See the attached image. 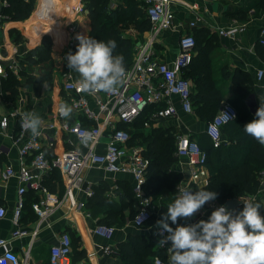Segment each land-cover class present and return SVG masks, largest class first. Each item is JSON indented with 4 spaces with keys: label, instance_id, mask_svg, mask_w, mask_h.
<instances>
[{
    "label": "crops",
    "instance_id": "0c3cea01",
    "mask_svg": "<svg viewBox=\"0 0 264 264\" xmlns=\"http://www.w3.org/2000/svg\"><path fill=\"white\" fill-rule=\"evenodd\" d=\"M42 1H35L34 8L27 18L3 21L0 29V49L5 56L4 63L7 66V72H11L15 79L13 92L0 88V118L8 113H15L9 115L6 132H0V173L8 165L15 170L13 176L0 179V204L6 210L5 215L0 218V238L8 240L9 247L18 257L20 264H49L50 247L58 242L63 233L78 238L79 246L70 254L72 264H121L124 255L122 247L135 251V256L131 257L134 260L132 264H153L146 260L155 255L169 262L168 246L170 244L164 247L157 245L160 236L156 234L158 229L155 225L162 213L167 212V205L179 196V189L189 181V166L185 159L177 157L176 154L177 161L172 169L179 174L177 192L171 194L163 186L162 189L151 194L146 186V191L152 199V213L142 227H135L132 224L133 214L139 207L138 199L134 197L133 192V176L130 173H110L96 167L82 170L75 184L74 200L76 204L82 203V206H73L64 197L65 186L60 172V181L51 179L47 186L44 181L50 179L53 170L42 173L41 182L47 192L26 191L19 224L16 226L13 223L12 213L17 202V188L20 184L16 172L19 167L18 147L31 136L30 131L26 130L21 140L15 141L22 114L35 111L41 117L40 132L47 133L52 138L51 144L46 147L48 158L69 148L82 149L74 137L58 128L50 130L46 123L54 117L56 103L63 96L61 88L63 74H70L74 79H79L78 74L67 67L66 54L69 52L70 43L75 53L74 46L78 44L75 39L77 34L89 35L91 19L87 11L83 9L82 0H54V11L50 16H44L37 11ZM107 1L108 8L123 10L127 14L134 8L137 12H145L144 0L128 2L117 0L115 3ZM170 8L174 13L173 26L162 30L155 38L152 55L160 61L172 64L178 53L180 35L196 33L200 41L191 51L193 61L181 69L182 75L187 76L186 79L191 85L192 112H182L178 107L177 96H173L172 101L178 107L177 115L172 119L150 121L147 126L142 127V130L147 132L160 125L167 127L174 136V145H176V136L179 134H187L196 140L201 139L206 125L203 118L211 115L212 112L195 94L198 67L200 71L208 67L211 80L215 85H221L224 99L220 101L216 110L223 103L231 105L234 103L242 107L245 105L243 113L246 111L247 116L255 118L260 104L258 97L264 96V48L259 43V38L264 31V12L256 13L254 8L242 11L239 0H171ZM98 19L99 23H102L109 17L99 14ZM115 22H117L116 15ZM191 22H194L192 27ZM228 28H237V30L229 35L219 32ZM11 31L21 40L15 42L10 36ZM121 34L131 39L133 53L135 48L149 37L150 22L149 28L144 31L140 32L133 25H129L122 30ZM44 36L50 38V49L60 56L57 63L53 61L50 80L33 70L34 65L31 64L32 61L28 63L27 56L32 48L41 43ZM201 66H203L202 69H200ZM259 71H263L261 77L257 76ZM244 84L248 85V93L241 95L239 90ZM106 137L107 134L101 138L97 145L98 151L103 150ZM138 140L135 139L136 142ZM226 140L227 134L221 129V142L224 144ZM132 145L140 146L145 156V145L137 143ZM204 185L192 184L191 187ZM87 186L90 194L85 192ZM258 191L261 192V202L264 204V186ZM128 195L132 196V199L127 200L130 203L125 210L116 215L122 223L111 224L114 229L112 236L104 238L95 234L94 227L100 224L102 217L111 212L110 204L125 206L127 203L123 197ZM236 198L245 200L251 198V195ZM43 199L47 201L50 209L46 217L40 220L32 204ZM221 205L224 203L208 202L192 218L179 219L178 224L189 225L202 219L207 220L211 212ZM262 209L264 210V206ZM238 211L239 207L236 212ZM168 223L172 228L177 226L169 221ZM17 227L26 233L13 237L12 232ZM106 246L109 248L108 251L104 249Z\"/></svg>",
    "mask_w": 264,
    "mask_h": 264
},
{
    "label": "built area",
    "instance_id": "2783aa9c",
    "mask_svg": "<svg viewBox=\"0 0 264 264\" xmlns=\"http://www.w3.org/2000/svg\"><path fill=\"white\" fill-rule=\"evenodd\" d=\"M110 1L115 3L117 0ZM170 3L171 0H144L145 12L150 22V34L146 41L133 51L132 62L126 69L124 83L115 93H83L78 90V79H74L70 74H63L61 85L63 96L56 103L54 117L46 123V126L50 130L58 128L74 137L82 149L69 148L48 158L46 147L51 144L52 138L47 133L42 132L35 138L30 136L22 142L18 147L19 167L16 171L20 184L12 213V220L16 226L19 224L23 209L24 194L28 190L47 192L41 182L42 173L54 168L61 174L65 186L64 197L73 206H82V203H75L73 191L85 168L96 167L110 173H130L134 179V196L139 202V207L132 217V224L135 227H142L150 219L152 199L146 191L149 160L144 156L140 146L130 144L129 132L117 126L132 123L143 112H146L147 116L143 126H147L150 121L174 118L178 113V107L184 113L192 112L191 85L181 73V69L191 61V51L195 45L192 33L180 35L178 53L172 64L160 61L152 55L155 38L162 30L173 26L174 13ZM54 4V0H43L37 11L44 16H50L54 11ZM193 25L194 22H191L190 26ZM236 30L237 28H228L219 32L229 35ZM259 43L264 48V31ZM69 46V52L74 53L71 43ZM4 62L5 56L0 49V81L7 74V66ZM262 74L263 71L257 72L258 77ZM173 96L178 98V107L172 101ZM62 103H67L73 109L70 119L66 120L60 116L59 108ZM225 113L233 119L237 116L233 105L223 103L205 125L204 132L214 147L221 143V127L233 120ZM14 114L11 112L0 118L1 133L6 132L9 115ZM21 119L15 141L21 140L26 131L22 127ZM105 134L107 137L103 150L98 151L97 145ZM175 154L185 159L189 166V181L181 188L192 191V184L197 186L207 184V154L195 139L187 134L177 135ZM14 174L15 170L8 165L0 173V179H7ZM85 192L91 193L88 186ZM32 208L40 220L46 217L50 209L44 199L33 202ZM5 213V208L0 204V218ZM113 231L112 226L105 224H97L93 229L95 234L104 238H110ZM25 233L17 227L12 232V236H21ZM0 249V264H20L18 257L11 251L7 239L0 238ZM104 249L109 250L107 246ZM70 254V236L63 233L58 242L50 247L49 264H72ZM153 264H169V262L155 257Z\"/></svg>",
    "mask_w": 264,
    "mask_h": 264
},
{
    "label": "trees",
    "instance_id": "16d2710c",
    "mask_svg": "<svg viewBox=\"0 0 264 264\" xmlns=\"http://www.w3.org/2000/svg\"><path fill=\"white\" fill-rule=\"evenodd\" d=\"M35 1L36 0H6L1 11L3 21H16L27 18L34 8ZM82 3L83 9L87 11L91 19V31L88 36L105 42L109 39L115 40L117 49L114 54L124 56L125 68L128 69L132 62L131 39L122 35L121 32L123 29L128 28L129 25H133L140 32L149 28V20L146 13H142L141 11L137 12L135 8L128 14L123 10L118 11L117 9H110L107 6V0H82ZM249 8H254L256 13L264 12V0H244V5L241 8L242 11ZM118 13L121 14V17H124L122 21H119L120 18H117V22H120L118 27H113L107 20L99 23V14L109 17V20L115 23V15ZM136 16L139 18L136 19ZM192 35L195 42L194 48H196L200 40H198L196 33L193 32ZM11 37L15 42L21 40L17 35H12ZM49 51L50 38L44 36L41 43L32 48L27 56L29 59L36 60L38 57H41V59L44 60L46 57L48 58ZM192 61L193 57H191L189 63ZM202 67L203 66H201L200 69H202ZM197 70L195 94L205 102L208 110L212 112L211 115L203 118L205 123H207L216 113V108L220 101L224 99V95L221 93V85H215L211 80V73L208 67L203 68L202 71H200L198 67ZM183 77L186 78L187 76L183 75ZM14 84L15 79L11 72L8 71L7 76L2 78L0 88L13 92L15 89ZM239 93L241 95H246L248 93V85L244 84L243 87L240 88ZM190 100L192 105V92L190 94ZM233 106L237 111L236 118L221 127L223 132L227 134V140L224 144L221 142L219 146L214 147L206 133H203L201 139L196 140L200 148L207 154L206 167L209 169V174L208 182L204 186H206V190L215 191L218 194L215 200L217 203L223 204L229 198H236L242 195H251V197L254 195L253 197H255L256 202H260L261 192L258 190H261L262 186H264V174H262V172L264 173V146H261L243 130L244 125L254 119V117L247 116L246 113H243V107L246 106L244 105L242 107V105L238 106L234 103ZM146 119V112H143L132 123L118 124L117 127L123 128L129 132L131 144H143L146 147L144 153L149 159L147 171V177L149 178V180H147L149 193L153 194L162 189L163 186H165L171 194L176 193L179 174L175 173L172 169V166L177 161L175 156L174 136L171 145L167 146L165 141H167L168 138L164 137L167 133L172 134V132H170L167 127L161 125L146 132L142 130L143 123ZM135 139H139L138 142H136ZM52 170L50 179L44 181L46 186L51 179L57 182L60 181L59 171L55 168ZM198 189L199 187H194L192 191ZM123 199L127 204H125V206L114 203L110 204L111 209L109 211L111 212L100 219V224L111 226V224L115 222L119 224L122 223L120 218L116 215L120 211L122 212L126 209L128 203H130L127 200L132 199V196H125ZM242 209L243 206L239 207V211ZM262 210L261 208L260 214L264 216ZM136 211L137 210H135L134 214ZM70 240L72 251L79 246L78 238L70 236ZM122 250L124 255L123 263L121 264L134 263L131 257L135 256V251L132 249L129 251L127 248L124 249V247H122ZM155 256H151L150 259L146 261L148 263H153Z\"/></svg>",
    "mask_w": 264,
    "mask_h": 264
},
{
    "label": "clouds",
    "instance_id": "9594fccd",
    "mask_svg": "<svg viewBox=\"0 0 264 264\" xmlns=\"http://www.w3.org/2000/svg\"><path fill=\"white\" fill-rule=\"evenodd\" d=\"M75 39L78 41L76 52H68L66 60L69 70L79 76L78 90L87 94L115 93L126 76L124 56L114 54L116 41L105 42L81 34ZM258 99L260 104L255 118L246 123L243 130L264 146V96ZM72 111L67 103L60 105L62 118L70 119ZM21 124L33 138L41 135L42 119L37 112H24ZM179 191L180 195L167 205V212L162 213L155 225L156 234L161 237L157 245L170 244L169 264H264L262 202H256L255 197L242 200L243 209L235 213L221 205L207 220L180 225L179 219L192 218L206 203L215 201L218 194L206 190V186L196 191L185 188ZM168 221L177 226L172 228Z\"/></svg>",
    "mask_w": 264,
    "mask_h": 264
},
{
    "label": "rangeland",
    "instance_id": "374dc122",
    "mask_svg": "<svg viewBox=\"0 0 264 264\" xmlns=\"http://www.w3.org/2000/svg\"><path fill=\"white\" fill-rule=\"evenodd\" d=\"M126 2H128V1H130V0H125ZM239 4H242V6L244 5V0H239ZM116 18H120L119 19V21H122V17H121V14L120 13H118L117 15H116ZM107 21H108V23L109 24H111V25H113V27L114 26H119V21L116 23H114V21H110L109 19H107ZM12 35H15V33H11L10 34V36H12ZM51 48V47H50ZM77 48V45H75L74 46V51H75V49ZM59 55H57L56 53H55V51H53L52 49H50V51H49V55H48V58L46 57L44 60H42L41 59V57H38V59H36V60H34V62L31 60V59H29V61H28V63H30V61H32L31 62V64H33L34 65V71L37 73H41L47 80H50V77H51V69H52V65H50V64H53V61H54V63L56 62L57 63V59H59ZM56 59V60H55ZM30 65V64H29ZM245 113H246V111H245ZM244 113V114H245ZM204 121V120H203ZM204 123V122H203ZM164 138H168V140L167 141H165V144L168 146V145H171V143H172V140H173V134H170V133H167V135H165V137ZM196 140V139H195ZM207 168V170H208V172H209V169H208V167H206ZM210 172H211V170H210ZM173 194H175V193H173ZM261 199V198H260ZM260 202H261V200H260ZM263 212H264V210H262Z\"/></svg>",
    "mask_w": 264,
    "mask_h": 264
},
{
    "label": "water",
    "instance_id": "95a60500",
    "mask_svg": "<svg viewBox=\"0 0 264 264\" xmlns=\"http://www.w3.org/2000/svg\"><path fill=\"white\" fill-rule=\"evenodd\" d=\"M6 0H0V29L1 24L3 22V16L1 15L2 7L4 6ZM243 205L242 199L239 198H229L224 202V206H226L230 211L235 213L237 208Z\"/></svg>",
    "mask_w": 264,
    "mask_h": 264
}]
</instances>
